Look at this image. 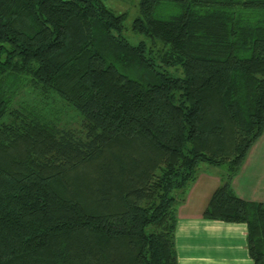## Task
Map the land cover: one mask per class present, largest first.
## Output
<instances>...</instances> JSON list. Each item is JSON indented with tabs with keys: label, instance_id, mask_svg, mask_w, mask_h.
Listing matches in <instances>:
<instances>
[{
	"label": "trees",
	"instance_id": "1",
	"mask_svg": "<svg viewBox=\"0 0 264 264\" xmlns=\"http://www.w3.org/2000/svg\"><path fill=\"white\" fill-rule=\"evenodd\" d=\"M138 9L131 44L103 0H0V264H178L203 164L202 216L264 264V203L231 186L264 131V0Z\"/></svg>",
	"mask_w": 264,
	"mask_h": 264
},
{
	"label": "crops",
	"instance_id": "2",
	"mask_svg": "<svg viewBox=\"0 0 264 264\" xmlns=\"http://www.w3.org/2000/svg\"><path fill=\"white\" fill-rule=\"evenodd\" d=\"M251 149L231 186L239 198L264 203L262 188L257 187L264 178V155ZM202 179L197 176L187 190L183 204L192 206L191 209L177 213L175 247L178 264H253L247 251L244 223L209 220L202 216L211 194L220 184V176L212 174Z\"/></svg>",
	"mask_w": 264,
	"mask_h": 264
},
{
	"label": "rangeland",
	"instance_id": "3",
	"mask_svg": "<svg viewBox=\"0 0 264 264\" xmlns=\"http://www.w3.org/2000/svg\"><path fill=\"white\" fill-rule=\"evenodd\" d=\"M103 2L108 8L112 9L114 12L126 14V18H125V21L123 23V25H124L123 34L128 39L129 43L136 44L139 41H145L146 40V38L144 36L136 35L131 30V23H132L133 19L137 15H139V12H138L139 0H103ZM73 115L74 114L71 113V116H73ZM253 146H252V148H254V150H258V152H260L261 156L264 155V131H263L259 141H257L256 144ZM251 150H253V149H251ZM263 158H264V156H263ZM263 162H264V159H263ZM224 171H225L224 167H220V168L209 167V166L203 164L199 167L197 176H200V178H203L202 180H204V178H206V175H212L213 174L214 176H220V174L223 173ZM259 186L262 188L261 192L263 193V196H264V178H263V182L260 185H258L257 187H259ZM186 194H187V191L184 195V199L182 201H180V203H179L180 206H178V208H177L178 214L180 213V211L182 213L188 212L189 209H191V207H192V206H187V205L183 204L185 201V198H186ZM183 205H185V206L183 207ZM179 207H181V208L179 209Z\"/></svg>",
	"mask_w": 264,
	"mask_h": 264
}]
</instances>
